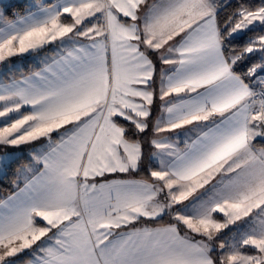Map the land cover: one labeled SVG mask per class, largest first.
Wrapping results in <instances>:
<instances>
[{
    "label": "snow or ice",
    "instance_id": "snow-or-ice-1",
    "mask_svg": "<svg viewBox=\"0 0 264 264\" xmlns=\"http://www.w3.org/2000/svg\"><path fill=\"white\" fill-rule=\"evenodd\" d=\"M16 7L0 264H264V0Z\"/></svg>",
    "mask_w": 264,
    "mask_h": 264
},
{
    "label": "trees",
    "instance_id": "trees-1",
    "mask_svg": "<svg viewBox=\"0 0 264 264\" xmlns=\"http://www.w3.org/2000/svg\"><path fill=\"white\" fill-rule=\"evenodd\" d=\"M25 3L26 2H23V1L22 2H15V3L13 2L12 4H16L17 7L14 8L12 11L9 10V12L6 14V18L7 19H15V17L12 15L13 12H15L17 15L24 14L23 5ZM33 69H34V66H28L27 65L24 68H21L20 72L27 74L30 70H33ZM20 72H17L16 76H19ZM4 77H6V76H4ZM21 162H23V161H21ZM15 167H16V164H13L12 167L9 169L8 177L0 179V198H3L4 196H6L7 194H9L12 191V187H11L9 181L12 178V172L14 171Z\"/></svg>",
    "mask_w": 264,
    "mask_h": 264
},
{
    "label": "rangeland",
    "instance_id": "rangeland-1",
    "mask_svg": "<svg viewBox=\"0 0 264 264\" xmlns=\"http://www.w3.org/2000/svg\"><path fill=\"white\" fill-rule=\"evenodd\" d=\"M26 2L27 0H2V3L4 4H9V3H15V2ZM13 9H10V11H12ZM33 62H38L37 60H35L31 55L26 54L24 57H13L12 60L16 63V65L21 69L24 68L25 66H31L32 65V60ZM35 60V61H34ZM0 82H7V77H4L3 74H0ZM26 151V150H25ZM22 186V185H21Z\"/></svg>",
    "mask_w": 264,
    "mask_h": 264
},
{
    "label": "crops",
    "instance_id": "crops-1",
    "mask_svg": "<svg viewBox=\"0 0 264 264\" xmlns=\"http://www.w3.org/2000/svg\"><path fill=\"white\" fill-rule=\"evenodd\" d=\"M49 54H50V53H49ZM31 61H32V65H31V66H34V69H33V70H36L37 63H38V62H35V63H34V62H33V59H32ZM34 61H35V60H34Z\"/></svg>",
    "mask_w": 264,
    "mask_h": 264
}]
</instances>
